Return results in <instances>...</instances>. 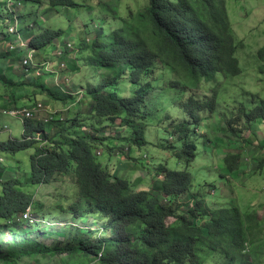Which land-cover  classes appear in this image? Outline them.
Segmentation results:
<instances>
[{"label": "trees", "instance_id": "trees-1", "mask_svg": "<svg viewBox=\"0 0 264 264\" xmlns=\"http://www.w3.org/2000/svg\"><path fill=\"white\" fill-rule=\"evenodd\" d=\"M20 1L21 18L25 16L29 22L21 33L31 38L38 61L43 53L51 54L49 47L63 39L65 31L44 25L42 13L36 10L38 6L46 8L39 5L42 0ZM146 1L142 7L141 0H94L82 10L85 6L80 0H49L44 11L56 16H63L61 8L76 9L72 13L75 18L86 11L94 16L96 24L88 23L85 34H95V38L82 37L78 51V56L85 57L81 63L87 67L86 74H91L87 76L83 67L71 60L72 74L83 78L75 90L87 89L84 103L71 94L67 83L50 85L47 80L54 75L44 70L40 77L17 81L13 67L23 59L15 58L17 51L0 52V68L4 69L0 72V100H12L9 107L28 106L25 97L32 107L44 93L54 102L87 107L64 119L58 115L49 123L25 119L21 138L0 141L1 154L15 156L33 150L28 182L16 178L0 181V264H50L58 257L62 258L59 264H205L210 258L218 259L219 264H264V238L260 236L264 229L256 214L237 208L209 210L198 197L201 191L192 193L195 187L188 171L198 157L199 130L209 123L203 114L216 116L225 84L220 85L218 75L227 82L243 74L238 53L246 49L245 43L238 41L223 0ZM7 10V2L2 1L0 32L15 41L14 34L8 32L14 16ZM99 11H106L108 20L120 25L110 28L107 16ZM257 56L264 74V47ZM7 62L11 63L8 70ZM204 82L216 84L210 97L199 92ZM122 84L135 87L133 98L120 95ZM263 119L264 99L252 107L241 102L225 120L224 132L237 136L236 126L241 121L248 125L244 130L252 132ZM117 121L127 129L124 139L130 149L152 146L148 133L160 150L169 151L186 168L172 171L161 164L149 188L133 189L128 179L118 176L127 170V164L112 168L117 145L107 128L101 127L106 123L116 129ZM159 124L164 129L150 128ZM164 132L173 141L162 148L160 135ZM98 152L108 154L106 165ZM223 161L230 173L239 167L241 155L227 153ZM263 168L264 159L258 170ZM66 178L73 180L72 196L51 207L69 215L71 224L58 229L46 222L44 212L50 208L37 201L36 194L20 188L49 186ZM29 209L37 220L35 227L23 220ZM171 218L177 220L170 226ZM46 237L51 245L39 242Z\"/></svg>", "mask_w": 264, "mask_h": 264}, {"label": "rangeland", "instance_id": "rangeland-1", "mask_svg": "<svg viewBox=\"0 0 264 264\" xmlns=\"http://www.w3.org/2000/svg\"><path fill=\"white\" fill-rule=\"evenodd\" d=\"M7 2V0H0L1 2ZM84 4L82 10L87 9V6L93 4L94 0H80ZM226 3V8L230 13V21L232 27L238 37V41L244 42L246 49L240 50L238 56L241 60V66L243 74L235 80L225 81L224 78H220L221 83L224 84L222 91L220 92L218 106L216 107V116L214 114H204L208 117V121L203 124V128L199 130L202 140H200L201 149L199 150V156L195 162L189 167L193 181L196 183V190L192 191L193 194H197L202 191L203 199L206 201L207 206L211 209L238 206L241 208L243 213H249L255 215L258 218L261 227L264 229V170L258 171V165L264 159V125L259 123L257 125V131L249 132L244 130L248 125L244 122H239L238 127L236 126L237 136L230 135L229 131H225L227 126L224 124L225 120H228L234 115V109L238 107L239 103L243 102L250 105L258 100L264 99V74H261L258 59L259 51L264 47V0H223ZM142 7L148 3L146 0H141ZM41 7H46L47 10L48 0H42ZM36 10H40L46 22L44 25L47 28L54 30H64L65 36L62 40L74 44L75 50H79L78 42L81 40L79 34H85L87 24L96 23L92 21L94 16H91L88 11L75 18L76 9L61 8L59 11L63 16H56L53 11L41 10L38 6ZM35 10V11H36ZM26 11L28 9L26 8ZM101 15H106L108 21L107 24L110 28L116 29L120 24L108 20L107 12L99 11ZM58 14V15H61ZM44 22V21H42ZM29 24L27 17L21 18V27L26 28ZM75 26V27H74ZM79 27V29H78ZM89 38H95V34L89 35ZM5 47V36L0 32V51ZM19 50V49H18ZM50 52L53 48H49ZM22 52H26L22 54ZM27 51L19 50L15 58L26 60ZM85 62V57H81ZM42 60V59H41ZM11 67V63H5V69L8 70ZM18 72L19 77H14L16 80L19 78L29 81L34 74L41 76L42 71L31 69L26 73L25 68L20 67V64H16L13 67ZM87 68V67H86ZM4 69L0 68V72ZM87 73V69L83 71ZM26 73V74H25ZM25 76V78H24ZM85 79V78H84ZM83 78L78 75H73L71 71L64 70L59 78H49L48 83H52V86H57L61 82L67 83L68 87L74 92L71 94L79 96L80 91L75 90L81 87V81ZM87 86V81H83ZM212 85L211 87L215 86ZM211 87L205 89L202 93H210ZM120 95L126 98H133L135 96V87L132 84L124 85L120 87ZM1 91V90H0ZM31 91H38V89L31 88ZM37 100L43 102L48 110L53 108L54 111L59 112L65 117L71 112L78 114L81 111H86V108H80L71 103L63 104V102H54L50 99L47 93L39 95ZM80 100V99H79ZM81 102L84 103L83 99ZM0 123L3 126L9 128V132L1 134L0 141L7 143L10 139L15 140L21 138L24 134V123L22 118H13L9 115L0 114ZM116 129L108 124H104L101 127L107 128L109 137L115 142V151L112 158V168L118 170L122 164H127V170L120 171L118 176H122L130 181L131 186L135 190H145L150 187L153 180L157 178L156 170L159 167L158 164L165 165L170 170L181 171L183 168L178 161L173 157L169 156L166 151L159 150L158 144L154 141V137L147 133V137L150 141H153V145L138 149H133V154L130 146L126 143L124 136H127V129H123L120 125V121L116 122ZM215 126L213 127V125ZM118 126L120 128H118ZM157 127L163 128L162 125L150 127L153 131H156ZM109 129H113L110 131ZM164 129V128H163ZM218 129L219 131H217ZM119 132V134H118ZM162 132V131H161ZM160 134V132H157ZM119 135V136H118ZM118 136V138H117ZM117 138V139H116ZM160 138L168 141L169 136L166 132L160 135ZM168 145V144H167ZM202 146H205L202 148ZM113 148V147H112ZM128 149V150H127ZM33 150H27L21 152L15 156H9L0 153V171L2 175L0 178L1 182H8L11 180L19 179L22 182H28L31 172L30 155ZM227 153H240L241 162L239 167L230 172V176L221 178L220 171L224 165V158ZM146 155V158L144 157ZM138 157V158H136ZM99 160L103 165H106L108 161V154L105 153L99 156ZM117 161V162H115ZM201 168H205L204 172H197ZM218 177L221 179H213ZM208 182H205V181ZM216 181V190L214 192L212 182ZM72 178H66L63 181L51 183L49 186H24L21 187V191L25 193L36 194V200L41 201L49 210L44 212L47 222L55 227L62 228L65 226L70 227L71 221L70 216L67 214L58 213L55 207H51L53 203L66 201L62 199L64 197H71L74 189ZM194 185V184H193ZM2 189L0 185V195ZM69 201V200H68ZM256 212V213H255ZM60 220L67 221L66 223H60ZM177 219H169L168 224L171 226L176 222ZM69 224V225H68ZM260 236L264 238V230L260 233ZM61 243H65V240H59ZM39 242L51 245L52 241L50 237L39 238ZM62 258L58 257L53 259L50 264H59ZM207 262L206 264H208Z\"/></svg>", "mask_w": 264, "mask_h": 264}, {"label": "clouds", "instance_id": "clouds-1", "mask_svg": "<svg viewBox=\"0 0 264 264\" xmlns=\"http://www.w3.org/2000/svg\"><path fill=\"white\" fill-rule=\"evenodd\" d=\"M48 3H49V0H48ZM7 5H8V12L9 13H11V14H13V16H14V22L10 25V27H9V29L12 27V26H17V28H18V30H19V34L22 36V38H23V40H24V42H28V45H29V48H23L22 46H21V43H20V41H19V38H18V35L17 34H14V37H15V41H9V40H7L6 38H5V47H4V49L3 50H1V51H4V50H6V51H17V53H18V48L19 47H21L22 49L21 50H25V51H27V56H26V60H24L23 59V62L20 64V67H23V68H25V66L26 67H28V68H25V70H26V73L29 71V70H31V69H35V70H39V71H42L43 72V70L46 72V73H51V74H53L54 76L53 77H55V78H59L61 75H62V72L64 71V70H69V71H71V60H74V62L76 61V63L78 64V66H82L83 67V60H82V58H80V60L78 61V57H81V56H78V51L81 49V47H80V41L82 40V37H89L88 35H82V33L81 34H79V37L81 38V40L78 42V44H77V46L79 45V50H75V47H74V44L73 43H70V42H66L65 40H59V41H57L56 42V44H55V46H50V47H52L53 48V51L51 52V54L50 55H46V54H42V56L38 59V61H36L35 60V53H36V51L34 50V49H32V47H31V38L30 37H24V35L21 33V29H24V28H22L21 27V16L23 15L22 13H21V10H20V8L23 6V2L22 1H20V0H7ZM225 6H226V3H225ZM55 14V13H54ZM56 15V14H55ZM229 15H230V13H229ZM231 18V17H230ZM42 19H44V17H42ZM44 22H46L45 20H43ZM29 26V24L26 26V28ZM8 32H9V30H8ZM10 33V32H9ZM10 43H14V44H16V48L15 49H13V50H11L10 49ZM49 47V48H50ZM0 51V52H1ZM77 51V52H76ZM76 52V53H75ZM33 54V55H31V57L32 58H30V55L29 54ZM46 56V57H45ZM42 59V60H41ZM81 62H83V63H81ZM84 69H86L85 67H83L82 68V71H84ZM261 72V71H260ZM16 73H18V72H16ZM25 73V74H26ZM72 73V72H71ZM91 74V73H90ZM90 74H86L87 76H89ZM34 75H37V74H34ZM42 75V74H41ZM171 75V74H170ZM37 77H40V76H38L37 75ZM24 78H25V76H24ZM218 78H219V81L218 82H221L220 81V78H224V76L222 75V74H219L218 75ZM17 81H23V82H25V79L23 80V79H21V78H19ZM226 81V80H225ZM218 82H216V83H218ZM94 83V82H93ZM213 83V82H212ZM212 83H209V82H204L203 83V85H202V87H201V89H200V91L199 92H202V91H205V89H207V88H209V87H211L210 86V84L212 85ZM224 83V82H223ZM223 83H221L220 85H223ZM94 84H97V83H94ZM213 84H215V83H213ZM59 85V84H58ZM216 86V85H215ZM215 86H213V87H211V91H212V89L215 87ZM72 92H74L73 90H71ZM211 91H210V93H206L207 94V96H211ZM25 94H29L30 92H28V91H25L24 92ZM87 93V89H86V91H84V90H82V91H80V93H79V95H80V97L81 98H79L80 99V101H81V99H84L85 98V94ZM24 100H26L25 102H27L28 103V106H25V107H18V108H11V107H9V104H12L13 105V101L12 100H10L8 103H5V102H3V101H1L0 100V114L1 115H9V116H11V117H13V118H22L23 119V123H24V120L25 119H33V120H36V121H41V122H45V123H49L50 121H52V120H54L58 115H61L59 112H56V111H54L53 110V108L51 109V110H48L47 108H46V106L44 105V109H41L40 111H38L37 112V114H36V116L35 117H27V115L26 114H20V115H13L12 114V112H14V111H23V110H25V109H28V110H34L40 103H43V102H40V101H38L37 100V102H36V104L34 105V106H30V104H31V101L29 100V98H23ZM261 100H263V99H260V100H258V101H261ZM250 107H252L253 106V103L252 104H250L249 105ZM206 114H209V113H206ZM69 115V114H68ZM61 116H63L62 117V119H64V115H61ZM203 116H204V114H203ZM208 118V117H207ZM264 120V119H263ZM260 123H262L263 125H264V121L263 122H260ZM0 125H1V134L2 133H4V132H9L10 130H9V128L7 127V126H3V124L2 123H0ZM257 125L258 124H256L255 125V127H254V130L253 131H257ZM24 131H25V129H24ZM167 134V133H166ZM160 139V138H159ZM11 140V139H10ZM160 141V140H159ZM173 140H172V138L169 136V139H168V141H165V140H163V141H160V146H161V143H163L164 144V147L163 146H161L162 148H165V146H168L169 145V143L170 142H172ZM168 144V145H167ZM201 144L199 145V150L201 149ZM146 147H148V146H146ZM205 146H202V148H204ZM145 148V147H144ZM116 150V149H115ZM114 150V151H115ZM128 150V149H127ZM160 150V149H159ZM199 150H198V156H199ZM128 151H131V153L133 154V149H129ZM162 151V150H161ZM164 152V151H163ZM167 153L168 154H170L169 156H171L172 158H173V155L169 152V151H167ZM98 155H100L101 156V153L100 152H98L97 153ZM114 154V153H113ZM133 156H134V154H133ZM144 157L146 158V155H144ZM136 158H138V157H136ZM198 158V157H197ZM139 159V158H138ZM176 159V158H175ZM177 161H178V163L183 167V168H186L178 159H176ZM139 161H140V159H139ZM0 162H2V160L0 161ZM224 162V161H223ZM161 164H158V166H160ZM190 167V166H189ZM189 167H188V171H189V173H190V175L192 176V174H191V171H190V169H189ZM184 170V169H183ZM183 170H181V171H183ZM264 170V168L262 169V171ZM172 171H178V170H172ZM205 171V168H201L199 171H197V172H204ZM259 171V170H258ZM261 172V171H260ZM220 173H221V178L223 179L225 176H230L229 174V170H228V168H226L225 167V163H224V165H223V168H222V170L220 171ZM161 178V177H160ZM193 178V177H192ZM213 179H219L218 177H216V178H213ZM221 179H219V181H220ZM205 182H208L207 180L205 181ZM193 184H194V190H196V188H197V186H196V183L193 181ZM212 187H213V190H214V192H215V190H216V181H213L212 182ZM199 198H201L204 202H205V204H206V206H207V203H206V201L203 199V194H202V191H201V193L199 194V196H198ZM201 199H199V200H201ZM195 206V200L192 202V204H191V208H193ZM207 208L209 209V210H211V211H213V210H218V209H232V208H237V209H239L240 210V212H242L241 210V208H239L238 206H232V207H223V208H217V209H211V208H209L208 206H207ZM243 213V212H242ZM248 213V212H247ZM26 214H29V216L31 217V220L33 221V223L31 224L30 223V220H25L24 219V216L26 215ZM176 219V218H175ZM23 220L24 221H27L28 223H29V226H32V227H35L36 226V224H37V220L33 217V215H32V213H31V209H29V210H27V212L23 215ZM70 221H71V219H70ZM39 222V221H38ZM47 222V221H46ZM47 223H49V222H47ZM66 224H67V221L65 222ZM167 224H168V222H167ZM69 225V224H68ZM249 251V249H247V252ZM101 257V256H100ZM55 259V258H54ZM207 262H209L208 264H219L220 262H219V260L218 259H216V258H210V259H208L206 262H205V264L207 263Z\"/></svg>", "mask_w": 264, "mask_h": 264}, {"label": "built area", "instance_id": "built-area-1", "mask_svg": "<svg viewBox=\"0 0 264 264\" xmlns=\"http://www.w3.org/2000/svg\"><path fill=\"white\" fill-rule=\"evenodd\" d=\"M9 32L12 33V34H17L18 35L19 41H20L21 46L23 48H29L28 42H24L22 36L19 34V30H18L17 26H12L9 29ZM15 48H16V44L10 43V49L13 50ZM29 55H30V58H32L31 55H33V54L30 53ZM41 109H44L43 103H40L34 110L25 109L23 111H14V112H12V114L16 115V116L20 115V114H26L27 117H35L37 112L40 111ZM24 219L25 220H30L31 224L33 223V221L31 220V217L29 216V214H26L24 216Z\"/></svg>", "mask_w": 264, "mask_h": 264}, {"label": "crops", "instance_id": "crops-1", "mask_svg": "<svg viewBox=\"0 0 264 264\" xmlns=\"http://www.w3.org/2000/svg\"><path fill=\"white\" fill-rule=\"evenodd\" d=\"M45 54V53H44ZM2 160V159H1Z\"/></svg>", "mask_w": 264, "mask_h": 264}]
</instances>
